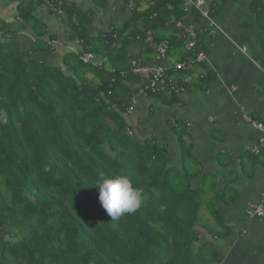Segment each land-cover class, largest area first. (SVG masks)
<instances>
[{
  "label": "trees",
  "instance_id": "obj_1",
  "mask_svg": "<svg viewBox=\"0 0 264 264\" xmlns=\"http://www.w3.org/2000/svg\"><path fill=\"white\" fill-rule=\"evenodd\" d=\"M49 1L68 23V42L80 47L66 51L60 66L32 58L50 47L35 16L42 0L17 7V18L40 37L27 52L9 40L0 20V264L219 262L214 245L201 241L206 227L199 221L205 209L219 220L217 203L231 188L207 198L209 176L192 164L177 120L169 123L180 143L181 168L153 137H137L127 115L137 92L131 84L140 80L130 71L132 61L154 55L153 46L163 40L180 47L182 31L174 27L191 15L200 20L199 13L185 10L182 0H150L143 11L124 0L131 9L128 20L90 37L87 11L68 0ZM171 28L175 34L165 37ZM134 42L141 45L138 57L128 51ZM202 49L196 41V51ZM87 52L95 63L81 61ZM197 79L202 83L205 77ZM144 95L171 107L180 94L148 89ZM99 173L130 175L142 190L141 207L112 220L98 190L89 186Z\"/></svg>",
  "mask_w": 264,
  "mask_h": 264
},
{
  "label": "crops",
  "instance_id": "obj_2",
  "mask_svg": "<svg viewBox=\"0 0 264 264\" xmlns=\"http://www.w3.org/2000/svg\"><path fill=\"white\" fill-rule=\"evenodd\" d=\"M30 1L38 0H0V20L9 40L21 52L29 51L40 38L30 24L17 18L18 5ZM47 1L42 0L36 7L35 16L46 28L44 40L50 47L32 58L60 66L66 51L80 47L75 41L68 42V23L51 12ZM204 1L220 30L209 33L201 16L198 20L192 15L182 22L181 28H174L183 31L187 40L197 39L206 60L185 74L188 85L179 92V101L174 106L167 107L156 100L154 105L151 99L141 98L133 106L128 121L137 137L141 140L153 137L159 146L167 148L171 163L181 168L180 143L169 123L177 120L185 129L183 139L192 151V164L199 163L202 173L209 176L207 198L231 188L225 199L217 203L219 220L210 213L204 216L215 233L202 229L201 241L212 243L219 253V262L213 264H264V219L247 215L249 205L259 202L264 189V155L257 158L248 153L247 148L257 144L258 133L241 119L244 113L264 121V0ZM68 2L88 12L90 37L123 24L131 12L124 0ZM131 2L138 3L141 11L150 4V0ZM187 40L180 47L170 48L169 54L177 59L185 53ZM128 51L138 57L140 43L134 42ZM140 60L152 65L155 56H143ZM199 76L205 77L202 83L197 79ZM232 87L235 91H231Z\"/></svg>",
  "mask_w": 264,
  "mask_h": 264
},
{
  "label": "built area",
  "instance_id": "obj_3",
  "mask_svg": "<svg viewBox=\"0 0 264 264\" xmlns=\"http://www.w3.org/2000/svg\"><path fill=\"white\" fill-rule=\"evenodd\" d=\"M185 10H195L199 13L201 18L205 21L207 31L214 33L220 30L218 25L211 18V12L204 0H182ZM47 6L49 9L61 14L62 11L53 5V2L48 1ZM177 27H182L179 22ZM182 36L187 40L186 34L182 31ZM78 44L79 42L76 41ZM171 44L167 40H163L159 44H155L153 49L155 51V62L152 65H146L140 60H133L131 65V72L140 76L139 82L132 83L131 89L137 91L132 98V106L127 109V114H131L133 106L137 104L139 97H144L145 90H151L157 93H164L170 95L172 93H179L184 91L183 85L187 83L185 72L192 69L196 64L202 63L206 60L204 52L196 51V41L187 40L185 44V53L181 54L177 59L169 54ZM191 53H195L191 55ZM83 63H95L96 57L93 53L87 52L80 55ZM122 77H126V73H121ZM231 91H235L232 87ZM242 121L250 124V126L258 133L257 144L247 148L249 154L259 157L264 155V121L253 119L247 114L241 115ZM129 135L133 134L131 129L128 130ZM247 215L250 218L264 219V189L261 193V199L257 203L249 205Z\"/></svg>",
  "mask_w": 264,
  "mask_h": 264
},
{
  "label": "clouds",
  "instance_id": "obj_4",
  "mask_svg": "<svg viewBox=\"0 0 264 264\" xmlns=\"http://www.w3.org/2000/svg\"><path fill=\"white\" fill-rule=\"evenodd\" d=\"M141 98L145 97H139ZM89 186L98 190L99 203L112 220L136 212L143 203L142 190L134 186L128 174L112 173L106 176L104 173H99L94 180L89 182Z\"/></svg>",
  "mask_w": 264,
  "mask_h": 264
},
{
  "label": "rangeland",
  "instance_id": "obj_5",
  "mask_svg": "<svg viewBox=\"0 0 264 264\" xmlns=\"http://www.w3.org/2000/svg\"><path fill=\"white\" fill-rule=\"evenodd\" d=\"M175 34V31L173 30H169V31H166L163 33V35H165V37H170V36H173ZM149 101V99H148ZM150 103L156 105L157 103L154 101V99H151L150 100ZM221 178V177H220ZM217 180V179H216ZM214 196H216V192L214 194ZM209 212L205 209L204 212H201V215H200V221H199V224H203L204 227H206L207 231L209 232V229L211 226H209L208 224H206V222L204 221V216L208 217L207 214Z\"/></svg>",
  "mask_w": 264,
  "mask_h": 264
}]
</instances>
